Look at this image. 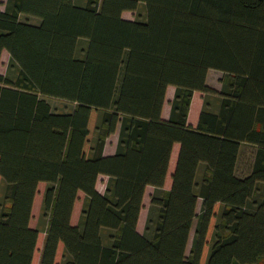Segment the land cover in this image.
<instances>
[{
	"label": "trees",
	"instance_id": "obj_1",
	"mask_svg": "<svg viewBox=\"0 0 264 264\" xmlns=\"http://www.w3.org/2000/svg\"><path fill=\"white\" fill-rule=\"evenodd\" d=\"M5 51L16 73H0V264H264V0H8L0 66ZM212 70L225 76L220 92L208 86ZM197 92L220 103L194 128ZM47 99L76 108L57 114ZM244 146L255 153L242 177ZM43 183L44 234L31 227Z\"/></svg>",
	"mask_w": 264,
	"mask_h": 264
},
{
	"label": "rangeland",
	"instance_id": "obj_2",
	"mask_svg": "<svg viewBox=\"0 0 264 264\" xmlns=\"http://www.w3.org/2000/svg\"><path fill=\"white\" fill-rule=\"evenodd\" d=\"M6 3H7L6 0H2V5L0 6V9L2 11H5ZM141 13L144 14L143 11ZM124 18L127 20L134 21L139 18V15L138 13H125ZM22 21L23 22L29 21L32 24L39 23L38 20H35L33 18H27V17H22ZM0 73L4 76H10V75L15 76V73H16V71H13V70L11 71V58H10V54L6 51L4 52L3 57H2ZM224 79H225V76L222 72L212 70L209 72L207 83L209 87L220 92L223 88L222 82ZM47 100L52 106L54 113H57V114H70L76 108L75 104H72L64 100H59V99H47ZM219 103H220V98L218 95H206L204 93H199L197 96H195L193 100L194 111L192 115H194L195 117V115H197L198 113L200 116L202 111L205 109L206 104L209 105L211 110L216 111L218 109ZM116 141H117V133L109 138L106 148L107 146L111 147ZM254 153H255V149L253 147L244 146L243 154H242L239 169H238V173L240 176L242 177L245 175L247 176L250 173L252 164L254 162ZM48 188H49L48 184L46 183L40 184L38 194L35 200V205H34V210H33V219L31 222V227L33 229L40 230L41 232H43V234L46 233V231L48 230L49 222H50V218L45 217L43 214L44 196ZM2 191H3V183L0 178V201L2 199ZM152 196L153 195H151L150 198L147 197L146 201H144V210L142 211L140 222H139V227H138V230L142 235L148 234L147 228H148V220L151 214ZM85 204H86V195L80 194L79 200L76 203V207H75V211H74V215L72 219V224L74 226H78L81 224L82 213H83ZM197 213L198 215H201L202 213V200L199 201ZM198 222L199 220L197 219L195 221V224H194V227L191 233L190 242H189L188 250H187V255L189 257L191 256ZM110 235H111L110 231L105 230L103 232V236L105 238L106 243H108V239ZM62 256L63 255L61 252L59 259H58V263L62 261Z\"/></svg>",
	"mask_w": 264,
	"mask_h": 264
},
{
	"label": "crops",
	"instance_id": "obj_3",
	"mask_svg": "<svg viewBox=\"0 0 264 264\" xmlns=\"http://www.w3.org/2000/svg\"><path fill=\"white\" fill-rule=\"evenodd\" d=\"M6 2H8V0H6ZM198 94H199V92H197L195 94V96H197ZM175 95H176V88L170 87L168 90V94H167V101H166V104H165V107L163 110V118L165 120H169L171 117V111H172L171 104L173 103V101L175 99ZM193 111H194V105L192 106V109H191V113H190V117H189V123L192 127L197 128L199 125L201 114L199 116V114L197 113V115H195V117H194V115H192ZM118 142H119V132L117 133V141L111 147L107 146V148L105 149V155L106 156H113L116 154L117 148H118ZM180 151H181V145L177 144L174 148V151H173V155L171 158V164H170V170H169V174H168V177L166 180V185H165V189L168 191L171 190L172 186H173V177H174V174H175L176 169H177ZM109 181H110V179L107 176H101L100 177V180L98 183V191L101 194L106 193ZM155 191H156L155 188L148 187L144 201H146L147 197L150 198L151 195H154ZM81 194H83V193H81Z\"/></svg>",
	"mask_w": 264,
	"mask_h": 264
}]
</instances>
